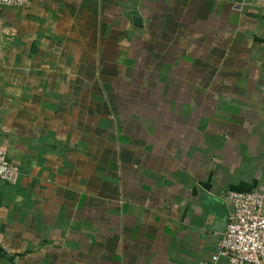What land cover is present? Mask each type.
I'll return each instance as SVG.
<instances>
[{
	"label": "crops",
	"instance_id": "crops-1",
	"mask_svg": "<svg viewBox=\"0 0 264 264\" xmlns=\"http://www.w3.org/2000/svg\"><path fill=\"white\" fill-rule=\"evenodd\" d=\"M0 147V264H212L206 199L264 192V0L0 8Z\"/></svg>",
	"mask_w": 264,
	"mask_h": 264
},
{
	"label": "built area",
	"instance_id": "built-area-1",
	"mask_svg": "<svg viewBox=\"0 0 264 264\" xmlns=\"http://www.w3.org/2000/svg\"><path fill=\"white\" fill-rule=\"evenodd\" d=\"M26 0H0V8H23ZM20 169L0 147V182L15 184ZM229 214L212 264H264V192H230Z\"/></svg>",
	"mask_w": 264,
	"mask_h": 264
},
{
	"label": "water",
	"instance_id": "water-1",
	"mask_svg": "<svg viewBox=\"0 0 264 264\" xmlns=\"http://www.w3.org/2000/svg\"><path fill=\"white\" fill-rule=\"evenodd\" d=\"M135 20L137 22H140V19H138V17H136ZM206 202H210V203L214 202V205H215L216 209L215 210L213 209L212 211H214L217 214V217H218V219L220 221L219 222V228L222 227L223 225L226 228V222H227L228 214H229L228 207L226 206V204L223 203L222 201L211 199V198L206 199ZM205 206H206V208H208V205H205Z\"/></svg>",
	"mask_w": 264,
	"mask_h": 264
}]
</instances>
